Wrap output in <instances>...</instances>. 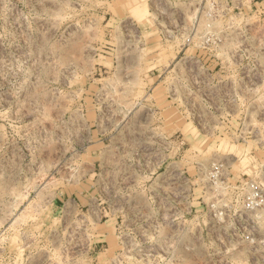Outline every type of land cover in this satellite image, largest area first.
I'll return each instance as SVG.
<instances>
[{
    "label": "rangeland",
    "instance_id": "rangeland-1",
    "mask_svg": "<svg viewBox=\"0 0 264 264\" xmlns=\"http://www.w3.org/2000/svg\"><path fill=\"white\" fill-rule=\"evenodd\" d=\"M263 169L264 0H0V264H264Z\"/></svg>",
    "mask_w": 264,
    "mask_h": 264
},
{
    "label": "built area",
    "instance_id": "built-area-1",
    "mask_svg": "<svg viewBox=\"0 0 264 264\" xmlns=\"http://www.w3.org/2000/svg\"><path fill=\"white\" fill-rule=\"evenodd\" d=\"M221 166L213 165L210 169L211 175H216ZM264 175V169L262 170ZM243 208L248 213H254L264 209V186L259 182L247 184V193L243 202Z\"/></svg>",
    "mask_w": 264,
    "mask_h": 264
}]
</instances>
